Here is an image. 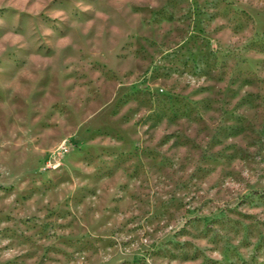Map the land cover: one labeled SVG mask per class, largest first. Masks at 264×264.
Segmentation results:
<instances>
[{"label":"rangeland","instance_id":"obj_1","mask_svg":"<svg viewBox=\"0 0 264 264\" xmlns=\"http://www.w3.org/2000/svg\"><path fill=\"white\" fill-rule=\"evenodd\" d=\"M0 264H264V0H0Z\"/></svg>","mask_w":264,"mask_h":264}]
</instances>
